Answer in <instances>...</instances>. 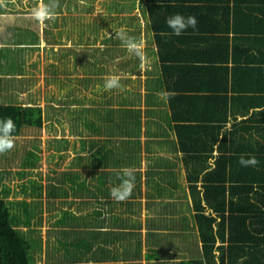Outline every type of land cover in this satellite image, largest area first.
Returning a JSON list of instances; mask_svg holds the SVG:
<instances>
[{"label": "trees", "instance_id": "trees-1", "mask_svg": "<svg viewBox=\"0 0 264 264\" xmlns=\"http://www.w3.org/2000/svg\"><path fill=\"white\" fill-rule=\"evenodd\" d=\"M215 1L219 2L215 3L218 11ZM230 1L141 0L139 3L148 32L153 35L157 65L148 79L145 103L149 112L157 110L161 118L166 117L178 135L177 143L188 165V180L206 257L202 259V255L182 264H264V223H246L248 214L257 212L258 203L264 206V142L254 141L253 135V129L257 128L264 138V119H260L262 125L247 126L248 121L256 120L255 112L264 104V46L259 50L260 55L244 54L238 44L246 37L230 42L226 35L230 30ZM246 3L252 18L246 22L251 24L257 18L256 12L252 11V0ZM130 7H136V0L131 1ZM176 14L185 18L194 16L198 19L197 25L203 18L206 27L217 34L206 36L208 42L204 43L200 38L197 43L201 51L186 57L187 51L180 42L185 43V37L201 27L188 28L180 36L171 35L166 20ZM175 41L180 46L177 52ZM162 91L174 95L165 102L157 95ZM129 115L136 118L128 117L125 121L127 136L137 138L141 118L136 109H130ZM0 117L17 119L12 133L16 143L23 126H42L43 110L40 106L0 104ZM116 123L120 124V120ZM129 123L135 127L131 128ZM32 146L21 158L18 175L22 178L27 174L26 169L35 168L41 159L40 145L33 142ZM241 156L245 159L254 156L258 163L243 167L239 164ZM10 173V170H0L1 264H35L34 254L41 248L42 239L32 234L36 214L29 206L38 205L44 187L34 181L30 193L37 197L32 201L8 200L12 190L6 178ZM55 187V183H49L47 193L54 195ZM22 190L28 192V189ZM204 200L208 206L203 205ZM16 204L17 212L13 211ZM219 240L221 244L217 245ZM215 250H219L218 257Z\"/></svg>", "mask_w": 264, "mask_h": 264}, {"label": "crops", "instance_id": "crops-1", "mask_svg": "<svg viewBox=\"0 0 264 264\" xmlns=\"http://www.w3.org/2000/svg\"><path fill=\"white\" fill-rule=\"evenodd\" d=\"M116 1L120 4L123 0ZM247 1H230V30L226 35H229L231 43L246 37L238 44L239 51L244 54L260 55L259 50L264 46V0H252V11L256 12L257 18H254L251 24L246 22L252 20L248 15L249 9L246 8ZM28 3L27 0H3L0 4V21L16 13H20V16L24 14L28 16L31 9L28 6L27 8L21 6ZM215 3L219 2L215 1ZM240 3L242 8H239ZM215 5L218 11V4ZM115 10L121 9L118 7ZM197 26L201 28L189 37H185V43L180 42L187 51L186 57L201 51V48H198L201 46L197 43L200 38L204 43L206 36L217 34L206 27L203 18L202 23L199 22ZM22 28L13 25L11 33L0 34L2 40L0 41V104L41 107L39 92L34 88L36 82L34 78L39 74L32 69L36 61L33 59L34 52L31 49L38 42L32 43L20 39L19 43H12L13 31L24 30ZM30 30L36 33L33 29ZM48 30L51 32L54 29L48 28ZM151 36L153 39L152 34ZM238 37L241 39L238 40ZM173 44L175 49L180 47L176 41ZM24 51L25 57H23ZM14 60L19 65L20 62L25 63L27 69L12 73ZM120 102L114 107L115 110L122 106ZM143 103L146 108L144 118L139 114L142 123L137 138L127 136L125 123L127 119L114 116L113 109L109 105L111 108L108 113L97 118V121L95 119L86 123L88 129H91L86 140H80L81 135L78 134L76 139L70 141V145L66 138V146L51 150L54 154L53 158L57 157L56 164L62 166L56 167L55 170L58 171L50 174L49 180L43 181V193L38 197L39 203L36 205L37 208L39 207L41 223H53L47 228H53L51 231L54 237L53 256L56 255L57 258L50 262L182 264L202 255V259H206L196 218L195 201L188 180V165L185 153L177 143L178 135L170 127L166 117L161 118L157 110L149 112L147 104L144 101ZM129 107L130 104L126 105L124 111ZM160 108L155 107V109ZM255 114L256 120L248 121V127L262 125L260 119H264V104L257 108ZM3 118L11 117H0ZM134 118L136 117L129 115L128 119ZM11 119L14 123L17 120ZM45 119L43 110L42 126L25 125L23 131L28 127L42 128ZM119 120L120 124L115 125ZM129 126L135 127L130 123ZM249 132L251 134L252 131ZM250 134L247 136L249 137ZM262 134L260 129L254 128V141L264 142ZM39 139L41 137L34 138L33 141L35 140V144L38 143L42 149ZM29 146L23 149V154ZM32 148L31 145L28 149ZM10 151L0 154V157H7ZM18 162H21V159ZM126 167L134 170L135 187L129 199L117 202L110 196V190L120 184L118 179L121 175L120 170ZM0 170L3 171L2 168ZM11 174L12 171L9 176ZM51 182L57 186L52 189L54 195L47 193V186ZM11 190L10 195L18 198L12 187ZM30 190L28 189L27 193L23 190L22 192L29 194ZM22 199L27 198L24 196ZM32 199L27 200L32 201ZM203 205L208 206L205 200ZM258 205L257 212L248 214L246 223H264V206L261 203ZM44 241H41L39 252L46 256L47 237ZM220 244L219 240L217 245ZM214 254L218 257L219 250H215Z\"/></svg>", "mask_w": 264, "mask_h": 264}, {"label": "rangeland", "instance_id": "rangeland-1", "mask_svg": "<svg viewBox=\"0 0 264 264\" xmlns=\"http://www.w3.org/2000/svg\"><path fill=\"white\" fill-rule=\"evenodd\" d=\"M28 1V4L21 5L23 8L28 6L31 9L28 16L25 14L20 16V13H16L6 20H1L0 34L11 33L13 25L21 26L24 30L13 31L12 43H19L20 39L32 43L38 42L31 48L34 52L33 59L36 61L32 69L39 74L34 78L36 79L34 88L39 92V104L44 110L46 119L40 129L25 128L17 138L18 142H14V147L8 156L0 157V168L13 172L7 177V182H10L12 189L19 196L18 199L10 195L8 200L13 201L21 200L24 196L28 200L37 197V194L32 192L23 193L22 186L23 189L30 190L34 181L43 184V181L49 180L48 176L58 171L55 168L62 166L56 164L57 157L53 158L54 154L51 150L66 146L64 140L66 138L70 145V141L76 139L78 134L81 135H79L80 140H86V136L91 131L86 125L87 122L95 119L97 121V118L108 113L111 107L114 116L120 118L127 119L130 109H136V112L140 109L138 114L143 117L146 108L143 101L147 99L148 79L157 69L153 50L155 44L151 42L153 39L148 32L147 21L139 9V0H136L135 8L129 9L131 0H123L120 4L116 0H62V2L59 0V7L55 9L56 18L47 20L43 24H38L30 15L32 9L37 7L41 0ZM43 2L47 4L49 0ZM118 7L120 11L115 10ZM48 28L54 30L49 32ZM121 28L126 29L128 36L136 41H144L146 55L144 66L139 58L128 53L120 40L115 39V33ZM25 55L24 51L23 57ZM13 62L12 73L27 69L25 63L20 62L19 65L16 60ZM110 75L120 77L121 89L104 90L105 78ZM126 100L128 102H125ZM119 101L122 106L115 110L114 107ZM128 103L132 105L124 111ZM117 124L119 123H115ZM40 137L39 143L43 150L41 159L35 168H27V174L22 178L18 175L21 168L18 161L23 156V149L28 145L31 146L34 138ZM29 208L36 214L32 234L43 242L46 237L48 240L47 255L44 256L37 251L34 254L35 264H55L50 262L57 258L56 255L53 256L54 237L51 232L53 228H47L53 223H41L40 212L36 213L39 207L33 209V206H29ZM13 211H18V204L14 205ZM23 229L27 228L23 227Z\"/></svg>", "mask_w": 264, "mask_h": 264}, {"label": "clouds", "instance_id": "clouds-1", "mask_svg": "<svg viewBox=\"0 0 264 264\" xmlns=\"http://www.w3.org/2000/svg\"><path fill=\"white\" fill-rule=\"evenodd\" d=\"M3 0H0V4ZM59 7V0H49L47 4L41 0L40 4L33 8L30 15L38 23L43 24L47 20H54L56 18L55 9ZM197 19L194 16L184 17L176 14L169 17L166 20L168 28H170L171 35L180 36L186 29L197 26ZM162 35H169V33H162ZM115 39L122 42L128 53L136 56L142 61V66L146 61V55L144 52V41H136L128 36L126 29L121 28L115 33ZM105 91H111L112 89H121L120 77L118 75H110L105 78L103 85ZM158 97L165 102L174 95L168 91H162L157 93ZM15 131V124L11 118L0 119V154L10 151L14 147V138L12 133ZM258 163L254 156H250L245 159L243 156L239 159V164L243 167H254ZM121 175L118 176L120 184L114 186L110 190V196L117 202H124L131 197L132 191L135 187L134 170L132 168H122L120 170Z\"/></svg>", "mask_w": 264, "mask_h": 264}, {"label": "water", "instance_id": "water-1", "mask_svg": "<svg viewBox=\"0 0 264 264\" xmlns=\"http://www.w3.org/2000/svg\"><path fill=\"white\" fill-rule=\"evenodd\" d=\"M0 264H1V258H0Z\"/></svg>", "mask_w": 264, "mask_h": 264}]
</instances>
